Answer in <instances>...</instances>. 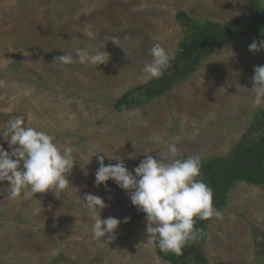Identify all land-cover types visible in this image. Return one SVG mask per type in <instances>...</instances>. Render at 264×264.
<instances>
[{"label": "rangeland", "instance_id": "374dc122", "mask_svg": "<svg viewBox=\"0 0 264 264\" xmlns=\"http://www.w3.org/2000/svg\"><path fill=\"white\" fill-rule=\"evenodd\" d=\"M252 1L0 0V130L22 116L59 148L72 146L77 160L60 199L50 191L9 199V183L0 182V264H167L155 243H147L146 214L128 193L112 180L96 186L95 155L104 151L123 159L129 170L146 154H165L170 143L180 159L228 157L264 112L250 91L254 66L264 65L263 50H249L264 35L233 39L147 103L134 89L151 80L142 70L153 44L164 47L170 61L179 54L188 29L176 19L178 12L225 24L248 16ZM86 26L94 39L83 36ZM85 47L107 51L109 61L52 63L64 53L76 61L75 50ZM133 90L135 105L117 111V100ZM0 145L11 150L2 136ZM117 162L105 156V165ZM85 194L103 198L102 218L121 221L115 239L93 237ZM221 213L200 245L208 264H264V184L237 183Z\"/></svg>", "mask_w": 264, "mask_h": 264}, {"label": "clouds", "instance_id": "9594fccd", "mask_svg": "<svg viewBox=\"0 0 264 264\" xmlns=\"http://www.w3.org/2000/svg\"><path fill=\"white\" fill-rule=\"evenodd\" d=\"M82 34L89 39L95 38V33L87 26L82 30ZM152 38L159 40L155 35ZM110 39L119 45L117 38ZM262 49L264 40L254 41L249 45L250 51ZM148 54L151 61L146 63L142 70L145 79L161 77L164 70L170 66V55L159 43L153 44L148 49ZM75 56L76 61L71 54L64 53L54 57L52 63L59 61L67 65L79 62L99 66L109 61L107 51L90 53L87 47L77 48ZM3 83L0 81V86ZM251 83L253 87L250 91L254 105L264 107V65L254 66ZM236 87L238 88L237 85ZM0 136L11 149L6 151L0 145V182L9 183V199H16L21 194L28 199L36 193L49 191L60 199L69 184L68 175L77 161L73 157V147L66 145L62 149L59 148L54 143L53 136L27 126L22 116L9 119L3 130H0ZM100 153L104 155H99ZM95 156L99 164L95 173L96 186L103 184L107 187L106 182L112 180L120 189L125 190L131 203L146 214L147 243H155L162 252L181 255L185 245L198 241L203 235V230L194 227L196 218H222L221 211L213 206L212 188L207 186L201 177L200 156L178 158L175 143L168 145L165 154H157L158 158L146 154L132 170L125 166L123 159L113 158L104 151ZM105 156L118 162L105 165ZM83 167L81 166L82 169ZM81 198L92 222L93 237L102 239L107 236L108 240L115 239V232L121 221L114 217H101V211L106 207L103 198L94 194H85Z\"/></svg>", "mask_w": 264, "mask_h": 264}, {"label": "trees", "instance_id": "16d2710c", "mask_svg": "<svg viewBox=\"0 0 264 264\" xmlns=\"http://www.w3.org/2000/svg\"><path fill=\"white\" fill-rule=\"evenodd\" d=\"M176 19L187 27L185 40L181 42L179 54L170 61L159 78L151 79L145 86L138 87L142 102H149L166 94L173 86L189 78L198 65L218 52L233 39L246 35H264V7L259 0L252 1V10L248 16L238 17L225 24L213 21H194L183 12L176 14ZM263 60H264V49ZM133 92L119 98L115 108L124 112L135 105ZM253 134L256 139H253ZM200 173L203 181L213 190V206L221 211L230 190L239 182L254 186L264 184V112L255 120L241 142L226 158L207 157L201 160ZM198 177V178H201ZM215 217L208 220L196 218L195 228L203 230L202 237L182 249L181 255L162 252L156 245L158 257L167 264H208L202 253L207 225Z\"/></svg>", "mask_w": 264, "mask_h": 264}]
</instances>
